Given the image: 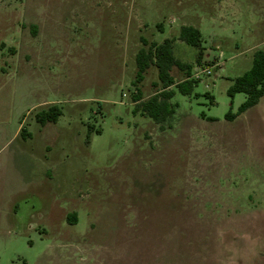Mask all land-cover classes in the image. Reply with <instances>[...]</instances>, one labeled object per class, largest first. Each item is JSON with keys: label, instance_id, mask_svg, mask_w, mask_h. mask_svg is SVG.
I'll list each match as a JSON object with an SVG mask.
<instances>
[{"label": "rangeland", "instance_id": "obj_1", "mask_svg": "<svg viewBox=\"0 0 264 264\" xmlns=\"http://www.w3.org/2000/svg\"><path fill=\"white\" fill-rule=\"evenodd\" d=\"M166 39L198 84L157 125L135 57ZM258 50L264 0H0V264H264V97L226 119Z\"/></svg>", "mask_w": 264, "mask_h": 264}, {"label": "trees", "instance_id": "obj_2", "mask_svg": "<svg viewBox=\"0 0 264 264\" xmlns=\"http://www.w3.org/2000/svg\"><path fill=\"white\" fill-rule=\"evenodd\" d=\"M178 40L193 48L202 50L200 31L193 26H183L179 31ZM144 44L146 41L143 40ZM173 39H166L161 44L151 43L147 48H141L135 57L136 61V83H141L144 75L151 65L157 69L158 82L154 83V93L147 99L142 97L140 89L133 95L134 114H140L149 118L153 123L160 125L172 119L177 105L172 103L176 92L183 96L192 95L198 82L191 79V65L184 64L174 56ZM202 53V51L200 52ZM200 56H198L199 62ZM177 67L180 71H185L186 76L181 81H175L171 71ZM241 93L246 96L244 103L239 107L236 115L229 113L226 116L228 121H233L238 115L245 113L250 108L256 106L264 97V51L258 50L253 54L252 65L242 76L236 78L229 88L228 94ZM62 112L58 106H51L47 110H42L36 115V120L42 125L55 123ZM22 129L20 134H27ZM29 135V134H28ZM71 216L68 220L71 221ZM73 221H76L73 218ZM75 224V223H73Z\"/></svg>", "mask_w": 264, "mask_h": 264}, {"label": "built area", "instance_id": "obj_3", "mask_svg": "<svg viewBox=\"0 0 264 264\" xmlns=\"http://www.w3.org/2000/svg\"><path fill=\"white\" fill-rule=\"evenodd\" d=\"M202 72H205L204 74H207V75H209V74H210V70H205V71H203V70H202ZM195 78H199V76H198V75H196V76H195Z\"/></svg>", "mask_w": 264, "mask_h": 264}]
</instances>
